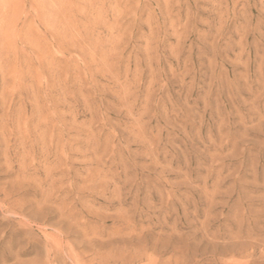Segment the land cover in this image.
Instances as JSON below:
<instances>
[{"label": "rangeland", "instance_id": "rangeland-1", "mask_svg": "<svg viewBox=\"0 0 264 264\" xmlns=\"http://www.w3.org/2000/svg\"><path fill=\"white\" fill-rule=\"evenodd\" d=\"M0 264H264V0H0Z\"/></svg>", "mask_w": 264, "mask_h": 264}]
</instances>
